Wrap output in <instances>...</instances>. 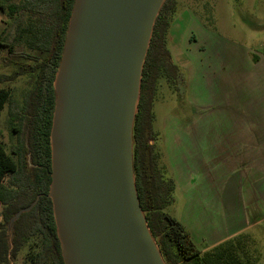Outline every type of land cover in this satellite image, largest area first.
<instances>
[{
    "label": "trees",
    "instance_id": "obj_1",
    "mask_svg": "<svg viewBox=\"0 0 264 264\" xmlns=\"http://www.w3.org/2000/svg\"><path fill=\"white\" fill-rule=\"evenodd\" d=\"M76 0H0L11 21L0 35V57L12 58L16 75L28 76L30 88L10 110L18 141L7 152L0 142V264H12L32 239L40 240L35 264H65L50 196L53 173L51 132L57 104L55 81L61 66ZM178 0H165L153 27L141 77L133 126V173L140 207L165 264H257L250 236L238 234L206 251L166 209L175 202L176 184L158 148L154 107L161 81L178 90L184 84L173 62L167 35ZM4 56V55H3ZM2 56V57H3ZM0 76V82L3 80ZM12 104L9 89L0 87V117ZM12 236L9 237V228Z\"/></svg>",
    "mask_w": 264,
    "mask_h": 264
},
{
    "label": "water",
    "instance_id": "obj_2",
    "mask_svg": "<svg viewBox=\"0 0 264 264\" xmlns=\"http://www.w3.org/2000/svg\"><path fill=\"white\" fill-rule=\"evenodd\" d=\"M157 1L76 0L51 132L50 196L65 264H158L137 196L130 113L145 62L139 74L138 48L165 2L155 14Z\"/></svg>",
    "mask_w": 264,
    "mask_h": 264
},
{
    "label": "rangeland",
    "instance_id": "obj_3",
    "mask_svg": "<svg viewBox=\"0 0 264 264\" xmlns=\"http://www.w3.org/2000/svg\"><path fill=\"white\" fill-rule=\"evenodd\" d=\"M10 27L11 21L0 10V35L3 31L10 33ZM195 42L203 44L205 49L200 50ZM167 43L173 61L182 70L184 84L174 91L164 81L160 83L154 107V127L160 133L158 148L168 168L167 176L174 181L182 176L185 184H190L187 196H207L209 202H205L208 206L212 202L217 206L221 191L211 188L208 176L200 174L199 168L195 167L208 160H203L205 155L201 152L195 153L193 138L200 134L209 135V122L226 115L230 97L231 102L235 99L231 95V83H234L231 75L242 73L248 54L264 56V0H179ZM3 55L0 57V76H3L0 87L11 91L12 104L5 107L0 117V142L10 153L19 137L13 131L10 110L22 103L25 92L30 88V78L14 76L16 68L12 58ZM179 137L182 143H179ZM246 194L248 215L251 217L254 211L262 214L246 234L251 237V250H255L259 258L257 264H264V206H252L248 192ZM182 198L176 191L175 202L166 211L179 220L184 218L194 224V243L201 251L208 249L211 247L210 237L219 228L209 223L207 218L199 220L198 214L195 221L191 201L185 205ZM201 209L207 216L210 209L205 206ZM2 210L0 204V231L4 224ZM11 234L10 227L9 237ZM39 250L40 240L34 238L10 263L35 264Z\"/></svg>",
    "mask_w": 264,
    "mask_h": 264
},
{
    "label": "crops",
    "instance_id": "obj_4",
    "mask_svg": "<svg viewBox=\"0 0 264 264\" xmlns=\"http://www.w3.org/2000/svg\"><path fill=\"white\" fill-rule=\"evenodd\" d=\"M195 44L200 50L205 49L203 44ZM244 63L242 73L231 75L234 80L231 95L235 99L231 102L230 97L226 115L209 122V135L200 134L193 138L195 153L201 152L205 155L203 160H208L195 167L199 168L200 174L208 176L211 188L221 191L218 205L212 202L210 208L205 202H209L207 196H187L190 184L186 185L182 176L175 181L176 191L183 196L185 205L191 201L195 221L198 214L199 220L207 218L219 228L211 235L208 249L238 234L248 233L258 222L262 214L254 211L250 217L245 209L246 192L252 206H264V56L248 54ZM179 143H182L180 137ZM202 206L210 209L207 216L203 214ZM180 221L193 236L195 225L184 218Z\"/></svg>",
    "mask_w": 264,
    "mask_h": 264
},
{
    "label": "bare ground",
    "instance_id": "obj_5",
    "mask_svg": "<svg viewBox=\"0 0 264 264\" xmlns=\"http://www.w3.org/2000/svg\"><path fill=\"white\" fill-rule=\"evenodd\" d=\"M164 0H158L157 1V8L155 14H157L159 8L161 7L162 3ZM150 39V32H145L142 36L139 48H138V53H137V69L139 70V74L142 70V65L143 61L145 58L146 54V49L148 46V42ZM139 93H140V77L137 78V80L133 83L132 85V90H131V99H130V113H131V121L133 120V117L135 116L137 112V107H138V101H139ZM131 146V142H130ZM152 248L155 254V257L157 258L158 264H163L160 256H159V250L157 246H155L154 241L152 243Z\"/></svg>",
    "mask_w": 264,
    "mask_h": 264
}]
</instances>
